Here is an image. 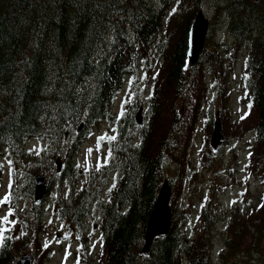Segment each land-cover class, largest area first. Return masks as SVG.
I'll list each match as a JSON object with an SVG mask.
<instances>
[{
  "label": "trees",
  "instance_id": "16d2710c",
  "mask_svg": "<svg viewBox=\"0 0 264 264\" xmlns=\"http://www.w3.org/2000/svg\"><path fill=\"white\" fill-rule=\"evenodd\" d=\"M211 1L222 15L220 0ZM222 1L230 18L216 17V22L228 24L237 39L250 41L246 51L237 46L226 54L232 63L244 56L246 109L234 128L242 133L252 128L255 147L249 166L264 188V0ZM204 2L0 0V160L8 159L11 212L16 214L17 195L33 197V206L23 213L28 229L0 235V264H15L27 250L33 264L50 255L38 236L49 209L42 204L50 193L58 217L77 231L89 230L90 221L99 231V249L88 251L83 240L74 264H235L250 256L255 262L248 263L264 264V195L250 212L241 217L234 212L226 219L225 231L221 211L207 203L193 238L179 229V207L174 208L172 195L170 229L143 250L163 181L168 179L175 189L185 180L183 172H191L185 158L196 143L205 69L222 65L220 48L205 47L196 63L187 59L189 27ZM144 68L154 73L140 84ZM124 88L117 111L113 104ZM217 94L208 100L204 123L201 155L206 162L220 156L211 145L214 106L224 93ZM140 107L146 117L139 123ZM225 109L221 102V122L228 116ZM102 121L112 125L98 137L105 159L89 165L73 162L81 141ZM31 140L40 141L37 151L27 147ZM4 171L0 162V187ZM38 173L48 176L49 187L46 197L36 201ZM246 219L251 224L238 223ZM218 232L225 247L216 255ZM230 255L234 257L227 260Z\"/></svg>",
  "mask_w": 264,
  "mask_h": 264
},
{
  "label": "rangeland",
  "instance_id": "374dc122",
  "mask_svg": "<svg viewBox=\"0 0 264 264\" xmlns=\"http://www.w3.org/2000/svg\"><path fill=\"white\" fill-rule=\"evenodd\" d=\"M202 7L206 15L211 18L207 48L212 49L215 44H217L216 48L220 47V43L225 36V31L216 22V17L210 16V8H207L205 4L204 6L202 4ZM220 60L221 66H214L212 71L208 67L205 69L206 90L205 95L200 99L199 103V123L195 126L196 132L194 134L196 143L188 149V156L185 158V162L186 164L188 163L191 172L187 175H185L186 171L183 172L182 176L185 177V180L181 181L175 189L171 185L172 204L175 209L179 207V229L189 238H193L197 233V227L201 224V212L207 203L221 211L220 214L223 217L221 230L225 231L227 226L226 219L228 221L234 212L238 213V216L241 217L243 216L242 214L250 212L263 201L264 188L262 180L249 166L250 153L254 152L255 147L251 141L253 130L252 128H248L242 133V129L238 130L234 128L237 124L235 122L239 121L241 113L246 109L241 62L238 65L237 62L232 63V59L226 53H223ZM142 73L140 84L141 82L143 83L144 76H147L149 80L151 79L154 69L144 68L142 69ZM149 80L144 82V86H146ZM124 91L126 89L121 92L116 100L115 109H117ZM216 91L218 96L221 95L220 92L224 93L215 102L214 108L215 116L221 122L218 116L219 108L221 102L225 105L226 115L228 116L222 117L221 129L224 137L228 138L219 148H213L215 152L219 149L220 156L214 162H206L201 155V146L207 136L204 130V123L207 106L210 107L211 105L208 100ZM140 115L142 120L146 117L145 108ZM111 128L112 125L107 121L94 125L91 134L81 141L78 150L73 154V162L89 165L91 162L96 164L105 159V150L99 145L98 137L110 132ZM32 144L30 146L35 147L32 149L37 151L40 147V142L37 141L35 145ZM7 160L5 157L0 160L5 169L3 175L4 182L0 187V235L5 230H27L28 227L22 222L23 213L33 206L32 196L17 195L16 214L11 212L12 200L8 196L7 188L9 180L7 173L9 165L7 164ZM54 184L56 185V183ZM54 184H52L53 187L51 186L52 191L55 186ZM173 191L175 192L173 193ZM6 197L7 199H5ZM53 204V195L50 193L42 204V206L49 207V209L47 210L48 214L44 217L45 228L38 231V236L43 245L49 246L51 253L41 260V264H74L78 260V248L83 240L87 244L88 251H93L95 248L99 249L100 234L93 227L91 221L90 229L86 230L85 233L81 230L77 231L75 226L57 216V213L53 209ZM5 217L6 219H4ZM234 217H237L236 214ZM244 222H246V225L251 224L249 219L238 220V223ZM216 239V251L218 253L225 247V243L220 235ZM27 251H30L33 256L31 250ZM233 257V255H230L227 260ZM95 258H97V254ZM248 262L254 263V256L242 260L238 258L235 264H250Z\"/></svg>",
  "mask_w": 264,
  "mask_h": 264
},
{
  "label": "water",
  "instance_id": "95a60500",
  "mask_svg": "<svg viewBox=\"0 0 264 264\" xmlns=\"http://www.w3.org/2000/svg\"><path fill=\"white\" fill-rule=\"evenodd\" d=\"M209 30V19L203 9H199L193 18L188 31L187 58L191 63H196L205 46V39ZM137 121L141 122L140 110L137 113ZM224 139L221 129V123L217 120L214 123L211 143L214 147L219 146ZM58 168L61 166V158H57ZM34 198L40 200L46 194L48 189L47 178L43 173L35 176ZM171 185L168 179H165L154 208L148 218L145 242L143 250L147 251L153 238L158 235H164L168 232L172 223V210L170 206ZM16 264H33V256L30 251L24 252Z\"/></svg>",
  "mask_w": 264,
  "mask_h": 264
},
{
  "label": "flooded vegetation",
  "instance_id": "af4514ba",
  "mask_svg": "<svg viewBox=\"0 0 264 264\" xmlns=\"http://www.w3.org/2000/svg\"><path fill=\"white\" fill-rule=\"evenodd\" d=\"M251 2H257L258 0H250ZM220 5L222 7V15H220V13L218 12V6L216 7L215 5V1H211V0H206L205 1V6L208 8H210L211 10V17H220L221 20H228L230 17L226 15L225 12V2H223L222 0H220ZM222 24V23H221ZM221 28L225 31V36L223 41L221 42L222 47L224 46H231L232 47H237L240 46L242 49H245L249 46L250 41L248 40H241V39H237L235 34L233 32H231L230 27L228 24H222Z\"/></svg>",
  "mask_w": 264,
  "mask_h": 264
},
{
  "label": "snow or ice",
  "instance_id": "6c2138e0",
  "mask_svg": "<svg viewBox=\"0 0 264 264\" xmlns=\"http://www.w3.org/2000/svg\"><path fill=\"white\" fill-rule=\"evenodd\" d=\"M100 139H104V137H101ZM111 139H115V137H111ZM5 199H7V197ZM4 219H6V217ZM2 241H3V237L0 236V243H2Z\"/></svg>",
  "mask_w": 264,
  "mask_h": 264
}]
</instances>
